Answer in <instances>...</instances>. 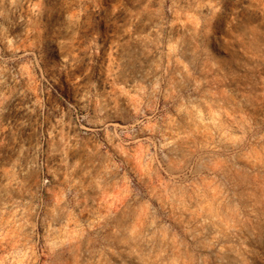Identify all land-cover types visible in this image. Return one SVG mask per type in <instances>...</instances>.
<instances>
[{"label":"rangeland","instance_id":"obj_1","mask_svg":"<svg viewBox=\"0 0 264 264\" xmlns=\"http://www.w3.org/2000/svg\"><path fill=\"white\" fill-rule=\"evenodd\" d=\"M79 9V0H0V264L64 256L48 247L60 236L43 205L59 156L87 165L92 187L114 173L121 186L125 174L141 211L131 241L147 245L132 249L136 263L256 264L264 36L241 33L259 13L234 0H101L77 28ZM89 19L107 26L103 51L85 47ZM71 255L92 262L100 251Z\"/></svg>","mask_w":264,"mask_h":264},{"label":"crops","instance_id":"obj_2","mask_svg":"<svg viewBox=\"0 0 264 264\" xmlns=\"http://www.w3.org/2000/svg\"><path fill=\"white\" fill-rule=\"evenodd\" d=\"M68 133L56 131L53 137H77L76 132ZM57 144L61 152L62 142ZM75 162L71 157L59 156L57 166L49 169L48 183L43 184L44 217L60 236L58 241L49 239L47 244L49 249L65 251L64 256L49 258L48 263L138 264L131 251L147 245L131 241L132 217L141 211L133 209L136 199H132L131 188L125 184V174L121 186L114 173L112 184L92 187L87 165L76 166ZM137 204L140 207L141 201ZM86 249L100 251L98 260H79L71 255Z\"/></svg>","mask_w":264,"mask_h":264},{"label":"clouds","instance_id":"obj_3","mask_svg":"<svg viewBox=\"0 0 264 264\" xmlns=\"http://www.w3.org/2000/svg\"><path fill=\"white\" fill-rule=\"evenodd\" d=\"M56 0H53L55 3ZM80 9L73 13L72 20L75 27L79 28L80 25V16L87 13L89 8L92 12L100 11L101 0H79ZM234 2L239 3L244 9H254L259 15H253L249 20L247 25L244 27V31L241 33V36L246 34H259L264 36V0H234ZM240 11V9H237ZM107 15V13H105ZM255 21V22H252ZM84 24L88 25L92 29L89 39V43L85 46L87 48H100L103 51L104 46L108 43V29L107 26L104 27L103 31L99 26V21L95 20H85ZM235 23V20L232 21ZM231 29H229L230 31ZM218 33L220 32L217 29ZM227 33H220V36H223ZM220 36L213 37L218 47H223L220 44ZM53 44L57 42V34L53 35ZM77 41L76 33L74 32L70 39L63 40L60 39L59 45L61 51H64L67 48H71L72 44ZM50 60H51V75H56V49L50 46ZM75 63V61H73ZM256 264H264V250H261L260 254L257 256Z\"/></svg>","mask_w":264,"mask_h":264}]
</instances>
